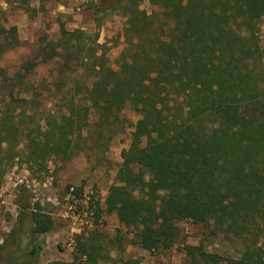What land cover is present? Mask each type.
Returning <instances> with one entry per match:
<instances>
[{
	"label": "trees",
	"instance_id": "trees-1",
	"mask_svg": "<svg viewBox=\"0 0 264 264\" xmlns=\"http://www.w3.org/2000/svg\"><path fill=\"white\" fill-rule=\"evenodd\" d=\"M18 1L42 9L52 0ZM109 9L125 20L116 70L96 38L63 26L56 41L43 40L42 60L57 66L45 93L26 79L34 62L13 75L0 69V178L16 161L42 172L102 150L124 132L130 107L139 118L95 224L114 214L150 253L176 245L178 222L211 226L242 239L243 251L230 260L187 246L192 264H264V0H110ZM17 45L15 27L0 19V54ZM34 207L17 214L20 230L29 222V244L54 228ZM102 250L92 235L77 239L74 257L108 264ZM39 252L33 244L21 264Z\"/></svg>",
	"mask_w": 264,
	"mask_h": 264
},
{
	"label": "rangeland",
	"instance_id": "rangeland-1",
	"mask_svg": "<svg viewBox=\"0 0 264 264\" xmlns=\"http://www.w3.org/2000/svg\"><path fill=\"white\" fill-rule=\"evenodd\" d=\"M109 1L52 0L41 9L38 2L22 7L18 0H0V19L6 27H15L18 39L16 47L0 54V69L13 75L25 62H34L35 67L26 79L41 94L45 93V87L54 85L57 66L52 60H42L43 40L56 41L63 26L68 31L81 30L90 39L96 38L110 66L116 70V60L124 48L125 20L109 9ZM140 8L148 14L157 11L147 2ZM95 117L91 112L90 122ZM121 118L124 132L118 133L102 150L78 154L67 163L52 160L42 172L30 170L24 160L16 161L0 178V264H10L15 257L19 259L14 264H21L23 256L29 258L27 253L33 244L40 248L33 264H83L74 257L77 239L92 240V235L102 245V261L108 264H192L185 247H198L200 243L206 251L230 260L240 257L245 242L211 226L178 222L180 236L176 245L150 253L139 248L135 231L121 227L114 214L102 213L99 224H95V209H105L110 187L118 185L121 153L129 147L139 116L126 107ZM83 136L86 144L92 146L93 134L85 129ZM76 190L78 197L74 194ZM36 203L50 215L54 228L29 244V222L24 221L20 230L17 214L20 207L30 204V208H35Z\"/></svg>",
	"mask_w": 264,
	"mask_h": 264
}]
</instances>
